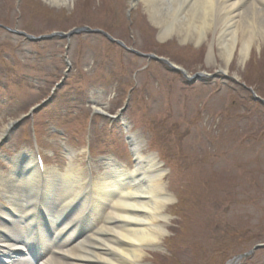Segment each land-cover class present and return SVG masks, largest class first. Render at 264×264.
Instances as JSON below:
<instances>
[{"label": "rangeland", "instance_id": "obj_1", "mask_svg": "<svg viewBox=\"0 0 264 264\" xmlns=\"http://www.w3.org/2000/svg\"><path fill=\"white\" fill-rule=\"evenodd\" d=\"M252 2L260 7L262 1ZM0 23L33 35L85 24L188 74L224 71L189 83L164 63L96 33L71 36L65 53L62 38L34 42L0 28V132L51 97L33 123L15 127L0 147V173L15 165L11 158L32 150L35 136L46 165L58 171L67 165V148L84 175L86 151L94 174L107 157L131 166L128 137L135 132L144 152L156 155L171 197L166 230L156 246L143 248L141 264H227L264 242V105L241 87L264 98L262 37L251 39L243 62L237 42L224 64L212 29L197 44L174 34L158 39L141 0H0ZM66 59L67 79L53 91ZM93 101L101 112L92 111ZM125 102L121 119L104 115L117 114ZM236 264H264V247Z\"/></svg>", "mask_w": 264, "mask_h": 264}, {"label": "bare ground", "instance_id": "obj_2", "mask_svg": "<svg viewBox=\"0 0 264 264\" xmlns=\"http://www.w3.org/2000/svg\"><path fill=\"white\" fill-rule=\"evenodd\" d=\"M141 1L160 40L174 34L181 41L197 44L212 29L224 64L231 60L238 43L243 62L251 39L256 35L264 39V0L260 7L252 0ZM47 2L65 5L68 0ZM97 105L93 102V108L101 111ZM141 143L137 133L129 134L131 166L108 157L102 172L89 170L86 175L70 149L63 171L44 167L41 173L30 154L17 155L19 175H5V179L0 175V197L14 212L0 206V254L7 252L9 242L15 249L32 243L40 251L37 264H141L143 248L156 246L166 230L165 208L171 202L156 155L144 152ZM41 210L48 215L49 233L41 228ZM22 224L26 231L19 229ZM29 263L14 254L13 264Z\"/></svg>", "mask_w": 264, "mask_h": 264}, {"label": "water", "instance_id": "obj_3", "mask_svg": "<svg viewBox=\"0 0 264 264\" xmlns=\"http://www.w3.org/2000/svg\"><path fill=\"white\" fill-rule=\"evenodd\" d=\"M14 32L18 33V34H21V35H24L26 36L28 39L30 40H41V39H50V38H53L55 36H60L62 38H69L72 34L74 33H78L80 31H87V32H99V33H103L101 30H98V29H91V28H74V29H71L67 32H61V31H58V32H52L50 34H46V35H41V36H38V37H35V36H31V35H28L24 32H20V31H17V30H13ZM108 36V35H106ZM109 37V36H108ZM110 40H112L110 37H109ZM119 44H121L122 46H124L121 42H119ZM132 50V49H131ZM132 52H135L136 54H139L140 56H143V57H146V58H153L157 61H161V62H164L167 66H169L170 69L174 70V71H178L180 72L188 81L190 82H194L196 81L197 79H201L203 77H214L217 75V73H219L220 71H217L215 73H212V74H208V73H205V72H195L194 74H192L191 76H189L186 71L174 64H172L170 61H168L167 59L165 58H162V57H158L154 54H148V53H140L138 51H135V50H132ZM251 93H252V96L255 100H259L261 101L263 104H264V99L258 97L251 89H250ZM260 247H264V243L262 244H256L252 250H250L249 252H246L244 254H240L238 256H236L235 260H238L239 258L241 257H245L247 256L248 254L252 253L253 250L257 249V248H260ZM228 264H234L232 262L228 263Z\"/></svg>", "mask_w": 264, "mask_h": 264}]
</instances>
